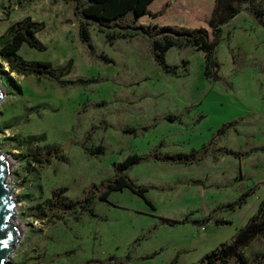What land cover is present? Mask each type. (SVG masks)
Masks as SVG:
<instances>
[{
    "label": "rangeland",
    "instance_id": "374dc122",
    "mask_svg": "<svg viewBox=\"0 0 264 264\" xmlns=\"http://www.w3.org/2000/svg\"><path fill=\"white\" fill-rule=\"evenodd\" d=\"M214 1L156 3L153 12L167 3L161 16L134 22L129 15L104 25L115 38L111 42L86 23L96 54L112 60L106 63L79 40L82 20L74 0H0V36L26 17L44 24L36 37L45 50L23 45L19 55L25 61L50 62L54 68L71 62L65 79L88 81L61 87L10 74L8 83L7 65L0 61V154L10 162L5 182L15 205L11 223L23 226L9 264H170L176 255L177 264H192L229 242L255 214L264 200V150L240 159L216 150L264 148V0H240L241 10L222 27L215 50L218 82L204 78L203 53L194 48L168 51L167 64L178 66L173 76L155 62L148 37H120L134 26L150 34L162 27L210 31ZM169 115L179 122L168 121ZM40 134L46 135L43 144L58 146L61 159L28 164L8 143L11 137ZM82 146L102 151L90 155ZM203 146L207 155L192 164L163 159ZM134 154L151 155L127 176L148 189L153 209L124 189L112 192L108 203L96 201L97 217L79 212H58L60 219L51 213L41 220L33 217L34 207L55 190L65 188L74 201L97 196L114 180L116 165ZM255 185L245 205L225 207ZM186 216V223L161 220ZM243 255L247 264H264V239H255Z\"/></svg>",
    "mask_w": 264,
    "mask_h": 264
},
{
    "label": "trees",
    "instance_id": "16d2710c",
    "mask_svg": "<svg viewBox=\"0 0 264 264\" xmlns=\"http://www.w3.org/2000/svg\"><path fill=\"white\" fill-rule=\"evenodd\" d=\"M76 2L75 14L82 21L79 23V40L85 44L91 55L97 59L108 63L112 60L105 56L97 55L95 47L91 42L90 33L87 29V24H94L101 33L105 34L108 42L115 39L110 36L105 30L104 25L111 23H119L122 19L131 15L133 21L141 17L154 18L161 16L167 3L156 12H153L152 7L158 3L161 4L166 0H83V3L78 0ZM240 0H215L213 9L208 19V27L210 31L204 28L187 29L183 27L159 28L158 34H150V32L143 26L133 27L131 29H124L120 33L122 38H131L137 35L148 37L150 42V51L155 62L161 67L162 71L167 75H176L178 66L169 65L166 62V54L170 49L194 48L196 51L203 53L204 68L203 75L205 79L213 82L220 81L218 75L220 65L215 58V50L219 43L222 27L228 24L241 10ZM157 8V6H155ZM248 9V8H247ZM250 11V9H248ZM259 14H262L259 12ZM44 29L43 23H37L26 17L18 22L12 23L8 26L5 33L0 36V61L7 65L6 81H12L10 74L17 76H32L37 81L46 80L53 82L61 87L85 85L88 81L78 78L75 80H66L65 77L72 71L71 62L65 66L54 68L50 62H27L20 55L19 51L23 45L29 48L44 51L45 46L37 39L36 35ZM132 30V32H128ZM166 119L170 122H179L178 116L169 115ZM16 124H11L8 128L14 127ZM230 124L223 126L218 134H224ZM46 141V135H30L26 137H11L8 140L12 144L11 150H18L27 160L28 164L38 166L48 165L52 158L61 159L57 154L58 146L56 144H43ZM42 145V146H41ZM215 145V144H214ZM83 150L90 155H97L102 151V147H97L96 150H90L82 146ZM264 150V148H253L245 152H236L230 149L220 148L216 151L220 155H229L235 158L247 157L253 152ZM208 150L205 146L201 150H192L187 154L165 155L164 161H173L182 164H192L202 160L207 155ZM155 159H161L159 156H153ZM151 158L150 156L130 155L122 162L116 165L115 178L109 182L105 189L97 196H84L79 201H74L65 196L66 189L62 188L55 190L51 196L37 204L34 207L36 219L48 216L51 213L53 217H60L56 215L58 212L87 214L90 217H97L94 212L96 201L100 203H108V198L112 192L122 191L128 189L132 194L141 198L146 205L153 209L152 203L147 199L146 187L136 186L127 176V172L134 166L146 162ZM258 188L252 187L242 193L233 203L227 204L225 207L235 208L245 205L246 200ZM55 214V215H54ZM164 223L178 224L188 222V216L181 221H172L168 219H161ZM264 239V200L258 205L254 215H252L247 222L240 227L229 242L219 244L209 253L201 257L197 262L192 264H228L231 260H237L241 264H247V259L243 255V250L247 248L255 239ZM177 255L172 259L170 264H177Z\"/></svg>",
    "mask_w": 264,
    "mask_h": 264
},
{
    "label": "water",
    "instance_id": "95a60500",
    "mask_svg": "<svg viewBox=\"0 0 264 264\" xmlns=\"http://www.w3.org/2000/svg\"><path fill=\"white\" fill-rule=\"evenodd\" d=\"M2 98L3 92L0 88V100ZM141 131L137 130L136 133ZM9 172L10 167L7 160L0 154V264H9L11 254L20 236L18 226L11 223L15 205L5 182Z\"/></svg>",
    "mask_w": 264,
    "mask_h": 264
},
{
    "label": "bare ground",
    "instance_id": "6f19581e",
    "mask_svg": "<svg viewBox=\"0 0 264 264\" xmlns=\"http://www.w3.org/2000/svg\"><path fill=\"white\" fill-rule=\"evenodd\" d=\"M7 163L9 165V167H10V162H9L8 158H7ZM17 223H18V225H17L18 228L21 229L20 227H23V226L21 225V223L19 221H17Z\"/></svg>",
    "mask_w": 264,
    "mask_h": 264
},
{
    "label": "crops",
    "instance_id": "0c3cea01",
    "mask_svg": "<svg viewBox=\"0 0 264 264\" xmlns=\"http://www.w3.org/2000/svg\"><path fill=\"white\" fill-rule=\"evenodd\" d=\"M162 1V0H161Z\"/></svg>",
    "mask_w": 264,
    "mask_h": 264
}]
</instances>
